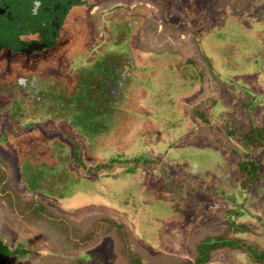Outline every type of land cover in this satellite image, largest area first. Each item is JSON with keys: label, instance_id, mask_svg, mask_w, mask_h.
<instances>
[{"label": "rangeland", "instance_id": "rangeland-1", "mask_svg": "<svg viewBox=\"0 0 264 264\" xmlns=\"http://www.w3.org/2000/svg\"><path fill=\"white\" fill-rule=\"evenodd\" d=\"M121 2L103 20L108 63L82 68L70 101L36 99L20 113L16 98H0V158L14 185L83 231L100 217L124 223L150 264H188L209 237L264 249V145L240 144L264 126V0ZM90 53L80 59L99 60ZM205 102L208 124L192 114ZM77 157L88 167L122 164L86 175ZM250 160L259 173L246 190L238 162ZM0 209L9 244L23 248L8 264H126L114 235L71 253L45 224L17 219L1 200ZM211 256L209 264H264L226 249Z\"/></svg>", "mask_w": 264, "mask_h": 264}, {"label": "flooded vegetation", "instance_id": "flooded-vegetation-1", "mask_svg": "<svg viewBox=\"0 0 264 264\" xmlns=\"http://www.w3.org/2000/svg\"><path fill=\"white\" fill-rule=\"evenodd\" d=\"M115 1L112 8L102 9ZM121 1L0 0V98L5 101L16 98L23 108L12 111L20 113H25L27 105L30 108L36 99L70 101L85 74L81 69L108 63V60L100 62V58H106L101 46V40L107 36L103 20L110 10L123 6ZM134 31V42L140 47L142 26ZM90 51L99 53V60L80 59ZM31 79L37 83L32 84ZM31 85L34 95L29 91ZM38 180L35 177L34 181ZM57 181L61 179L52 183ZM40 184L43 190L53 192L49 185ZM7 234L2 230L0 217V264H8L22 254L23 248L20 245L13 248L5 237Z\"/></svg>", "mask_w": 264, "mask_h": 264}, {"label": "trees", "instance_id": "trees-1", "mask_svg": "<svg viewBox=\"0 0 264 264\" xmlns=\"http://www.w3.org/2000/svg\"><path fill=\"white\" fill-rule=\"evenodd\" d=\"M190 61V59L187 60V62ZM206 106V102L198 105L193 109L192 114L203 123L208 124L210 121L206 114ZM213 142L224 145L221 140H213ZM240 144L244 147L263 146L264 126L252 127L245 137L240 140ZM136 162L132 161L131 164H135ZM76 163L86 175L97 174L102 171H111L117 164H122L120 161L114 160L111 164L99 163L95 166L88 167L79 157L76 158ZM238 169L241 174V186L246 190H250L257 183L259 173L257 161H240L238 162ZM0 200L8 206L17 219L45 224L65 241V245L71 249V253H78L90 249L103 236L114 235L119 244L120 256L126 264H150L143 259L141 253L134 249L132 233L124 223L109 217H100L93 221L89 229L83 231L66 215L54 210L37 198L22 194L13 183V170L11 165L2 158H0ZM228 227L235 233L249 232L253 229L250 225L245 224H230ZM215 238L209 237V241L199 243L193 261L188 264H209L213 261L211 256L212 252L221 249L250 253L253 261L256 263H264L263 248L249 245L240 239L215 242ZM48 264L59 263L52 261ZM77 264L84 263L78 262Z\"/></svg>", "mask_w": 264, "mask_h": 264}, {"label": "crops", "instance_id": "crops-1", "mask_svg": "<svg viewBox=\"0 0 264 264\" xmlns=\"http://www.w3.org/2000/svg\"><path fill=\"white\" fill-rule=\"evenodd\" d=\"M146 5H151L152 6V8L154 9V4H152V3H150V2H148V3H146ZM141 13H142V11H141ZM144 14V13H143ZM147 17V16H146Z\"/></svg>", "mask_w": 264, "mask_h": 264}]
</instances>
